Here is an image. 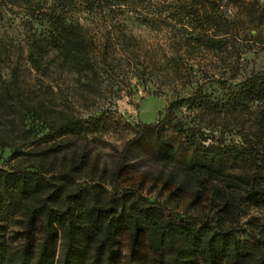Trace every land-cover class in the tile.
<instances>
[{"label":"trees","instance_id":"obj_1","mask_svg":"<svg viewBox=\"0 0 264 264\" xmlns=\"http://www.w3.org/2000/svg\"><path fill=\"white\" fill-rule=\"evenodd\" d=\"M155 1L75 0L81 10L107 20L109 31L118 32L114 38L105 37V47H111L115 40L120 45L126 44L131 38L124 33L128 21L153 29L169 28L173 33L169 54L164 53L158 62L145 58L128 61L126 77L133 75L139 82H148L155 76L156 68L169 74L176 88L178 85L192 88L188 96L173 89L174 98L167 104L165 116L156 123L138 125L134 136L125 142L109 178L115 181L122 172L126 150L142 144L149 147L154 159L177 163L182 175L197 185L207 177L214 179L216 183L211 190L218 204L212 201L210 212L185 215L157 200H144L133 189L108 193L99 183L70 186L55 175H48L53 168L44 167L42 162L60 153L61 139L40 152L39 160H22L10 169L0 166V262L9 253L7 228L16 224L20 230L15 234L21 241L18 264H54L58 247L60 264H140L141 248L150 253L151 264H264V239L251 237L243 242L237 236L242 205L264 209V68L252 70L236 82V72L194 79L195 69L187 67V48L197 47L213 54L225 45L217 34L223 25L217 0H167L168 9L156 6ZM69 35L63 55L81 70L98 75L101 69L107 73V69L116 65L106 48L93 53L85 50L93 43L82 27ZM37 59L38 65L40 58ZM16 82V74H12L9 82L0 77V118L8 117L6 136L15 135L12 141L29 138L36 119L34 108L17 98ZM209 84L229 90L237 88L231 92L233 105L241 108L253 105L255 140L263 149L258 150L262 151L258 158L243 148L236 150V156L228 162L229 154L224 148L203 146L194 133L183 127L177 129L171 122L168 115L184 102L191 107L217 108L218 102L211 101L210 94L203 92ZM64 119L47 140L77 136L84 131L81 120ZM171 127L176 128L178 144L171 142ZM4 139H0V148L10 147L12 144ZM19 154L24 155L14 147L10 157ZM251 155V167H246V158ZM72 164L69 170L77 172L87 165V160L82 157ZM121 233H126L129 239V251L120 260Z\"/></svg>","mask_w":264,"mask_h":264},{"label":"rangeland","instance_id":"obj_2","mask_svg":"<svg viewBox=\"0 0 264 264\" xmlns=\"http://www.w3.org/2000/svg\"><path fill=\"white\" fill-rule=\"evenodd\" d=\"M155 2L161 9H168L167 0ZM216 4L223 22L217 34L225 45L213 54L197 47L187 48V67L195 69L192 75L197 80L206 74L219 77L236 72V82L250 71L264 68V0H217ZM126 26L124 33L131 36L126 44L120 45L115 40L111 47H105V37L114 38L118 32L109 31L107 20L81 10L75 0L1 2L0 77L9 82L12 74H16L17 98L34 108L36 119L29 138L12 141L15 135L6 136L8 117L0 118V139L6 138L12 144L0 148V166L10 169L22 160H39L40 152L62 139L60 153L42 161L44 167L53 168L48 175H55L57 180H65L70 186L99 183L108 193L133 189L144 200H157L179 214L210 212L212 201L218 204L211 190L216 181L207 177L197 185L182 175L177 163L154 159L149 147L142 144L126 150L122 172L115 181L109 178L125 142L134 136L138 125L156 123L165 116L167 104L174 98L173 89H178L182 96L192 92L191 85L182 88L177 84L176 88L170 75L156 68L151 81L139 82L133 75L127 78L128 61L133 63L145 58L158 62L164 53L169 54L173 33L169 28L153 29L136 21H128ZM80 27L93 43L85 50L93 53L106 48L115 58L113 68L104 66L107 73L101 69L100 75H93L65 59V41ZM37 57L40 58L38 65ZM235 90L206 85L203 92L210 94L211 101L218 102L217 108L191 107L184 102L168 115L177 129L190 130L203 146L213 144L224 148L229 154L228 162L236 156V150L246 148V152L252 151L257 158L263 151L262 144L255 140L253 105L246 108L233 105L231 92ZM64 118L81 120L84 131L77 136L47 140ZM176 128H169L174 144L179 141ZM14 147L24 155L11 158ZM82 157L86 158L87 165L77 172L69 170L73 160ZM246 160L249 167L252 155ZM237 228V236L243 242L251 237L264 239V209L243 204ZM19 230L16 224L7 228L9 253L0 264H18L21 241L15 233ZM118 249L121 260L129 251L126 233L120 234ZM59 256L60 247L54 264H60ZM140 257V264H151L146 248L140 249Z\"/></svg>","mask_w":264,"mask_h":264}]
</instances>
